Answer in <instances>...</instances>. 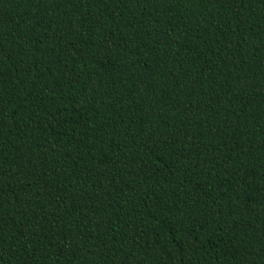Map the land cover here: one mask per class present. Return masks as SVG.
<instances>
[{"label":"trees","instance_id":"obj_1","mask_svg":"<svg viewBox=\"0 0 264 264\" xmlns=\"http://www.w3.org/2000/svg\"><path fill=\"white\" fill-rule=\"evenodd\" d=\"M0 264H264V0H0Z\"/></svg>","mask_w":264,"mask_h":264}]
</instances>
